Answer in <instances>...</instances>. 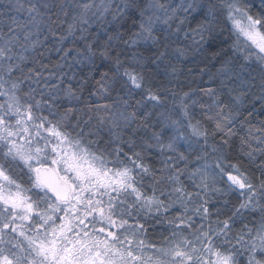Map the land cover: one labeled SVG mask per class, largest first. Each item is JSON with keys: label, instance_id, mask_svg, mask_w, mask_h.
I'll return each instance as SVG.
<instances>
[{"label": "snow or ice", "instance_id": "6c2138e0", "mask_svg": "<svg viewBox=\"0 0 264 264\" xmlns=\"http://www.w3.org/2000/svg\"><path fill=\"white\" fill-rule=\"evenodd\" d=\"M258 6L256 14L248 0H8L0 6V264H264V162L256 175L227 151L240 98L256 88L264 93V0ZM178 12L185 13L180 25L189 17L196 22L194 43L207 42L205 34L214 39L224 16L237 36L233 47L260 70L245 75L223 61L219 90H202L211 98L201 105L203 120L193 122L181 99V119L159 113L172 135L161 128L138 136L152 127V113L140 119L139 110L165 99L145 72L166 65L175 73L173 59L187 55L170 39ZM97 22L104 39L91 31ZM49 37L59 45L71 38L73 47L55 49L61 60L71 56L93 68L108 62L96 81L101 97L122 82L125 96L88 107L95 123L76 106L87 77L74 87L65 86L63 72L43 76L48 66L35 53ZM137 91L142 99L128 111ZM197 146L201 154L193 159ZM254 151L243 155L252 161ZM236 191L242 199L231 215L221 219L225 213L216 209L213 219V195ZM245 212L254 219L234 230ZM149 219L167 224L159 243L148 235Z\"/></svg>", "mask_w": 264, "mask_h": 264}, {"label": "trees", "instance_id": "16d2710c", "mask_svg": "<svg viewBox=\"0 0 264 264\" xmlns=\"http://www.w3.org/2000/svg\"><path fill=\"white\" fill-rule=\"evenodd\" d=\"M248 2L253 5L251 12L256 14L260 10L258 0H248ZM3 5V2H0V6ZM2 10L3 8L0 7V11ZM10 14L14 15L13 13ZM180 15L181 18H179ZM184 15L185 13L178 12V22ZM176 24L179 25V31H176ZM176 24H174L173 28L170 30L173 33L170 39L174 41L172 48H183L187 51V55L180 60L173 59L172 63L176 68L175 73H172L171 68H168L166 65H161L159 71L153 68L151 72H145L146 76L151 77L153 88H159L161 90V95L165 97V99L164 102L156 108L152 107L153 102L146 101L145 107L139 110L141 114L140 119H143L142 113L144 111H150L152 113L147 120V123L152 127L147 131L141 128L138 136H145V138H147V135H150L151 131H160L161 128H164L166 136L172 135L173 129L167 127L169 122L160 117L159 113H164L165 116L170 114L174 120L181 119V109L179 106L181 99L184 100V103L189 105V111L194 117L193 122H195L196 119L203 120L204 109L201 108V105L211 103V98L204 95L202 90L208 88L219 90L220 79L218 78V70L221 68L223 61L230 59L229 66L235 67L237 72H242L245 75L249 72L253 75L259 73L260 69L255 60L253 59L252 61L245 62L243 54L237 52L233 47L237 36L234 34L231 22L225 19L224 16L219 17L215 31L212 34L214 39L208 40V35L205 34V40L207 42L201 41L194 47L191 46V32L192 29L197 27L196 22L191 21L189 17V20L183 25L179 23ZM91 31L93 33L100 32L101 39L105 38L103 37L99 22L93 25ZM186 33L187 35H185ZM241 46L243 47L242 39ZM58 47H73L71 38L63 45H59L56 37H49L46 45L37 49L35 53L37 60L48 66V70H41L43 76L47 77L49 71L55 72L57 75L63 72L65 74V86L71 83L74 87H79L80 81L87 77L88 83L84 86L82 91V99L76 106L84 109L83 119H87L89 115H92L94 117L93 123H95V114L88 112V107L94 105L103 106L105 104L112 105L117 101L118 97L125 96V90L121 87L122 82H117L111 87L110 95L101 97L97 92L99 86L96 81L100 80L103 72L108 71V62H104L103 66H100L101 62L97 61L98 67L93 68L90 65L73 63L71 56H69L66 61L61 60L63 52L56 51L55 49ZM40 53H43V55H40ZM57 63L64 65L63 68L57 69L55 67ZM69 65H71V67H69ZM36 67L38 68L39 66L37 65ZM165 72H167V74H165ZM111 75L112 73L109 72V76ZM69 77H71V79H69ZM51 82L54 83L55 81L53 80ZM165 88L167 91L163 90ZM185 93L188 95L185 96ZM233 95H235V93ZM140 99H142V95L137 91L130 100L132 107H129L128 111H132L135 107L136 100ZM224 99L228 98L224 97ZM236 107L238 111L236 112L235 120L233 124L229 125V127L233 129L234 135L229 139L227 151L230 158L235 160V158L239 157L250 171L259 175L257 166L261 162H264V154L259 150L264 148V144L259 143L252 137L264 138V133L256 131L258 128H264V93H262L259 88L252 89L247 95L240 98ZM100 114L104 115L103 112ZM140 119H138L137 123H140ZM157 120H159L160 123H157ZM204 123L209 128L212 127L210 122L205 120ZM249 128L252 129L251 137L249 136ZM220 135L222 134H218L215 137V142H219ZM102 137L101 143L107 139L106 131L102 133ZM242 139L247 140L248 143L242 145ZM213 142V139L210 138L209 144ZM202 143L201 141V144ZM253 150H255L254 160L250 161L243 153ZM208 152V160H212L210 147L208 148ZM198 154H201L199 146H197V151L192 153V158L194 159ZM241 199L239 192L214 196L210 205L213 211L212 218L215 219L216 209H220L222 213H225V215H221V219L226 218V215H231L232 210L239 204ZM225 201H227V204H225ZM244 217L243 220L236 219L234 230H238L242 227L243 223L251 222L254 219V216L249 215L247 212L244 213ZM146 227L148 228V235L153 242L159 243L161 234L165 236L168 235L167 224L157 223L156 219H149L146 223Z\"/></svg>", "mask_w": 264, "mask_h": 264}, {"label": "rangeland", "instance_id": "374dc122", "mask_svg": "<svg viewBox=\"0 0 264 264\" xmlns=\"http://www.w3.org/2000/svg\"><path fill=\"white\" fill-rule=\"evenodd\" d=\"M0 2H3V4L6 5V4L8 3V0H0ZM172 2H173L174 4H179V3H180V0H172ZM11 13H13L14 15H18V14L15 13V12H11ZM182 13H183V12H182ZM19 15H20V18H21V19L24 18V14H19ZM177 16H178V14H177ZM179 18H181V15L179 16ZM176 20H177V21H176ZM176 20L174 19L173 21H171V23H172V28H173V25H174V24L179 23V22H178V19H176ZM179 20H180V19H179ZM176 25H177V24H176ZM231 25H232V24H231ZM170 30H171V29H170ZM194 39L197 40V41H199V36H198V35H197V36H194L193 32H191V46H192V47L197 46V45L201 42V41H200L199 43H194V42H193ZM208 161H209V163H211V160H208ZM217 186H218V187H221L222 185L218 184ZM190 190H191V189H190ZM236 192H238V191H236ZM232 193H234V192H227V194H232ZM227 194H226V195H227ZM214 196H218V195L214 194L213 197H214ZM156 243H157V242H156Z\"/></svg>", "mask_w": 264, "mask_h": 264}]
</instances>
